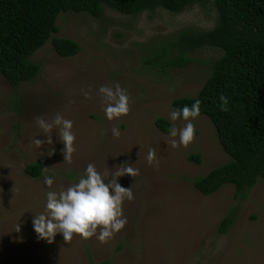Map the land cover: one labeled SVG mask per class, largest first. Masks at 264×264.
Here are the masks:
<instances>
[{
	"label": "rangeland",
	"instance_id": "1",
	"mask_svg": "<svg viewBox=\"0 0 264 264\" xmlns=\"http://www.w3.org/2000/svg\"><path fill=\"white\" fill-rule=\"evenodd\" d=\"M214 17L209 4L178 13L162 8L135 15L105 8L101 17L61 12L52 36L76 41L79 51L61 56L49 38L30 57L39 65L34 79L13 91L0 74V264H264V180L258 179L244 198H234L230 183L203 194L192 179L229 159L210 119L198 115L192 121L194 139L186 147L173 148L170 140L178 136L155 124L161 117L177 129L184 126L181 119H169L171 101L195 96L209 62L221 51L194 49L188 64L164 72L144 58L160 39L182 29H208ZM117 83L126 89L129 112L109 121L98 89ZM56 114L73 122L70 163L64 161L56 127L48 144L34 120L42 116L51 122ZM35 138L45 143L37 148ZM149 148L155 152L151 165ZM32 162L42 164L39 176L25 173ZM89 163L106 182L119 169L134 170L118 178L133 195L122 203L124 227L104 243L95 235L74 234L68 242L59 233L51 243L38 239L32 218L45 211L46 193L77 183ZM45 176L53 178L51 187L44 184ZM231 208L230 225L218 230Z\"/></svg>",
	"mask_w": 264,
	"mask_h": 264
},
{
	"label": "trees",
	"instance_id": "2",
	"mask_svg": "<svg viewBox=\"0 0 264 264\" xmlns=\"http://www.w3.org/2000/svg\"><path fill=\"white\" fill-rule=\"evenodd\" d=\"M195 4L212 6L213 25L201 30L182 29L160 39L144 62L164 72L168 67L188 64V53L194 49L221 51L209 62L197 94L173 98L171 108L191 106L199 100V115L210 119L229 157L204 175L195 176L193 185L210 194L230 183L234 198H244L258 179L264 180V0H0V74L13 91L21 82L34 79L39 65L30 57L49 38L61 56L79 51L76 41L52 36L58 31L56 19L61 12L101 17L105 8L127 15L162 8L178 13ZM221 95L227 100L226 110L221 109ZM155 124L163 132L170 128L161 117ZM189 158L199 162L197 154ZM41 168L40 162H32L24 171L36 177ZM232 209L221 219L218 230L228 228Z\"/></svg>",
	"mask_w": 264,
	"mask_h": 264
},
{
	"label": "clouds",
	"instance_id": "3",
	"mask_svg": "<svg viewBox=\"0 0 264 264\" xmlns=\"http://www.w3.org/2000/svg\"><path fill=\"white\" fill-rule=\"evenodd\" d=\"M98 93L102 96L103 112L107 120L111 121L127 115L129 97L126 89H122L118 83L114 88L102 85ZM220 100L222 101L221 109L226 110V98L221 95ZM199 105L200 101L195 100L191 106L184 105L170 111L171 121L181 119L186 122L179 129L174 123L170 126L169 136L179 138L178 141L170 140L173 148L178 144L186 147L193 141L195 128L192 121L199 115ZM34 120L42 130L48 144L52 143V136L48 134L52 132L54 126L56 127L58 139L64 146L62 149L64 161L70 163L72 153L75 151L73 122L60 114H56L51 122L46 121L42 116H36ZM111 131L114 137H119L120 132L117 127H113ZM33 143L40 148L45 141L35 138ZM147 162L150 165L155 162V152L152 148L148 149ZM85 173L86 175L80 177L77 183L65 190L46 193L45 211L32 218V227L38 239L51 243L59 233L63 240L68 242L74 234H78L82 239L95 235L97 240L104 243L124 227L127 218L123 216L122 203L125 199H133V195L130 188L120 185L118 178L125 173L132 175L134 170L130 167L119 169L114 173L115 179L107 180V182L91 163L87 165ZM44 184L51 187L53 178L45 176Z\"/></svg>",
	"mask_w": 264,
	"mask_h": 264
}]
</instances>
